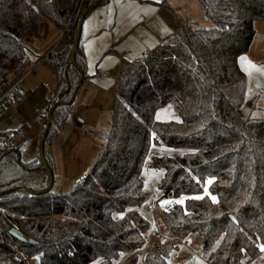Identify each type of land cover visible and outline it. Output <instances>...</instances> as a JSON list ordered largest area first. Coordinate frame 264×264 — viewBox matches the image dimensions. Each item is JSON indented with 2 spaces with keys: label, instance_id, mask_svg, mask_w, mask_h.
Segmentation results:
<instances>
[{
  "label": "trees",
  "instance_id": "trees-1",
  "mask_svg": "<svg viewBox=\"0 0 264 264\" xmlns=\"http://www.w3.org/2000/svg\"><path fill=\"white\" fill-rule=\"evenodd\" d=\"M96 1L0 0V84L23 67L24 42L46 37L51 25L69 40L42 60L58 80L46 164L39 153L29 160L18 149L0 153V264H113L123 254L130 255L125 264H137L150 226L137 209L147 203L146 170L162 173V198H185L161 214L176 239L200 236L215 264L256 257L264 244V119L253 116L258 98L247 97L239 58L250 50L255 22L264 20V0H199L212 27L183 24L174 41L129 63L112 87L105 145L87 174L55 192L45 145L87 76L80 46L72 60L71 45L82 10ZM172 101L177 118L157 120L156 111ZM22 129L3 133L17 138ZM157 145L183 152L151 155ZM13 227L34 242L11 236ZM175 241L157 243L141 264H177Z\"/></svg>",
  "mask_w": 264,
  "mask_h": 264
},
{
  "label": "rangeland",
  "instance_id": "rangeland-1",
  "mask_svg": "<svg viewBox=\"0 0 264 264\" xmlns=\"http://www.w3.org/2000/svg\"><path fill=\"white\" fill-rule=\"evenodd\" d=\"M175 5L177 13L182 17H186L195 26L207 28L213 26V22L206 17L199 0H175ZM53 30L57 29L51 25L47 37L53 33ZM255 30L250 50L241 57H246L247 60H251L258 67L249 70L247 61H242L241 57L239 58V64L248 78L247 97L258 98L257 108L254 110L253 116L264 119V71L260 70L264 69V20L255 22ZM45 84H48V88L51 90L50 93L47 92ZM57 88L58 80L54 71L44 62L37 64L23 81V96L18 100V107L12 111L10 122L2 125V127L9 125L16 128L25 124L26 129L20 138V152L23 160L32 159L39 153L40 140L46 126V123L41 120V116L48 115V106L51 104V99ZM106 102L109 103L106 104L104 100L101 101V109L92 106L84 111L83 116H81L82 114L79 115L81 119H86V123H82L77 117L75 118L74 116L77 113H73L71 116L74 117L78 128L66 122L65 128L67 132H70L69 135H60L45 145L46 151L54 161L52 189L55 192L68 191L70 189V179L82 175L83 171L90 169L93 159L97 157L105 145L106 139L102 138V135L107 136L110 131L113 99L107 98ZM176 114L177 112H175ZM153 147L151 155L158 152H160L158 155L178 156L180 154L173 151L177 149H170L164 145ZM146 193L148 196L147 202L150 203L148 189H146ZM181 198H162L158 206L154 208L157 211L154 214L156 216L154 220L150 219V226L145 232L146 243L137 252L139 257L137 264H141L146 253L160 242L161 236L167 237L169 241L173 240L171 239L172 234L161 220V214L165 207L177 203L176 201ZM163 200L173 202L162 206L161 201ZM191 237L186 239L190 241ZM186 239H176L175 245L178 246V249L174 252V262L177 264H215L208 259L209 251L202 248V238L200 236L193 239L194 250L183 243ZM16 255L21 256L18 249ZM129 257L130 255L123 254L119 259L114 260L113 264H125ZM240 264H264V251L256 257L245 254Z\"/></svg>",
  "mask_w": 264,
  "mask_h": 264
},
{
  "label": "crops",
  "instance_id": "crops-1",
  "mask_svg": "<svg viewBox=\"0 0 264 264\" xmlns=\"http://www.w3.org/2000/svg\"><path fill=\"white\" fill-rule=\"evenodd\" d=\"M175 7V0H105L88 12L83 22L79 44V55L86 63L87 76L84 78L76 94L72 111L57 135L53 138L54 140L60 135H69L70 132H67L65 128L66 122L78 128L74 117H77L82 123H86V119L80 118L83 116L84 111L92 106H94V108L100 107L101 109L102 105H100V103L102 100L108 104L109 102H106L107 98L114 99L112 87L118 74L127 67L129 63L143 58L150 51L166 42L174 41L177 38V32L181 25L186 23L194 25L191 21L189 22L186 17L180 16L179 13H177V7ZM56 29L57 30H53V33L49 37L46 36L41 39L33 40L31 53L36 54L40 51H47L50 47L56 45H58L59 48L66 46L69 40L65 31L58 28ZM46 65L48 64L46 63ZM48 66L55 73L54 68L50 65ZM22 96L23 92L21 89L14 104L7 109L4 116L0 119V132L13 131L23 127L21 135L17 137L19 152L20 138L23 136L26 129L25 124L16 128L9 125L2 127V125L10 122L12 118L11 113L18 107V100ZM50 105L48 106V115ZM178 107L179 104L176 101H172L166 106L158 109L155 117L157 119L159 115L160 118L157 119L159 121L176 119L177 114L175 115V112H177ZM73 113H77V115L72 117L71 115H73ZM80 114L82 115L79 117ZM102 138L105 139L106 135L102 136ZM153 148L154 147H152L151 150H153ZM173 151L179 153L183 152L180 149ZM50 158L52 166H54L51 155ZM95 159H93L92 165ZM90 169L88 168L87 170L89 171ZM87 170L83 171L82 175L74 176L70 179V187L75 180L87 174ZM161 177L162 173L159 171L146 170L144 174L145 184L148 181L159 184ZM146 189L145 186V190ZM148 202L146 205H142L137 209L150 222L151 218L153 220L155 219L156 215L154 214L157 211L150 208L148 206L150 203ZM197 236L198 235L194 234L190 238V241H192V250H194L193 239ZM171 239L176 240V237L172 235Z\"/></svg>",
  "mask_w": 264,
  "mask_h": 264
},
{
  "label": "built area",
  "instance_id": "built-area-1",
  "mask_svg": "<svg viewBox=\"0 0 264 264\" xmlns=\"http://www.w3.org/2000/svg\"><path fill=\"white\" fill-rule=\"evenodd\" d=\"M24 43L27 47L28 54L22 59V62L24 63L23 67L14 77L1 82L0 84V119L4 116L7 109L14 104L19 92L22 89V84L26 75L34 70L37 64H39L43 60L47 52L40 51L36 54H32V41ZM45 86L47 87V92L50 93L51 90L48 88V84H45ZM41 120L46 123L47 116H41ZM17 149L18 143L17 138L14 137V134L0 132V153ZM146 188L149 190V207L154 209L158 206L159 200L163 196V191L161 190L159 185L153 181H148L146 183ZM160 241L162 243H165L168 241V239L165 236H161ZM183 243L191 247L189 239L184 240Z\"/></svg>",
  "mask_w": 264,
  "mask_h": 264
},
{
  "label": "water",
  "instance_id": "water-1",
  "mask_svg": "<svg viewBox=\"0 0 264 264\" xmlns=\"http://www.w3.org/2000/svg\"><path fill=\"white\" fill-rule=\"evenodd\" d=\"M101 1L102 0H97L91 6H86L82 10V12H81V14H80V16L78 18L76 31H75V36H74V39H73V42H72V45H71L70 58L72 60H74L75 55H76L77 50H78V47H79V44H80V38H81V32H82V26H83L84 19H85L86 15L88 14V12L93 7H95L97 4H99ZM55 106H56V104L54 105V107ZM51 124H52V115H51V113H49L48 119H47V122H46V126H45V130L43 132L42 138L40 140V146H39V155H40L41 159L43 160L44 164H46L45 156H44V143H45V140H46L47 132L49 131ZM102 136H104V135H102ZM45 170L47 172H49L48 169L45 168ZM52 184H53V182H52ZM9 233H10L11 236H13L14 238H16L17 240H19V241H21L23 243H33L34 242L33 239H31L30 237L25 235L17 227L11 228Z\"/></svg>",
  "mask_w": 264,
  "mask_h": 264
},
{
  "label": "snow or ice",
  "instance_id": "snow-or-ice-1",
  "mask_svg": "<svg viewBox=\"0 0 264 264\" xmlns=\"http://www.w3.org/2000/svg\"><path fill=\"white\" fill-rule=\"evenodd\" d=\"M242 61H247V68L250 70V69H253V68H257L258 66L254 63V62H252L251 60H247V58L246 57H241L240 58ZM260 70H262V71H264V69H260ZM160 117H159V115L157 116V119H159ZM152 136L154 137L155 136V133H153L152 134ZM214 178H209V180H208V183L210 184V183H212V180H213ZM192 198H194V199H201L202 197L201 196H194V197H192ZM184 197H182L180 200H178V201H176L177 203H183L184 202ZM211 199L215 202L216 200H217V198L215 197V196H211ZM173 201H170V200H163V201H161V204H162V206L163 205H167V204H170V203H172ZM261 250L262 251H264V244H262L261 246Z\"/></svg>",
  "mask_w": 264,
  "mask_h": 264
}]
</instances>
